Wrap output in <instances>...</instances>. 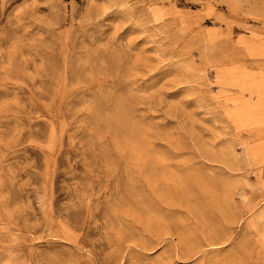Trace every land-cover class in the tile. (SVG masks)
<instances>
[{"label":"rangeland","instance_id":"obj_1","mask_svg":"<svg viewBox=\"0 0 264 264\" xmlns=\"http://www.w3.org/2000/svg\"><path fill=\"white\" fill-rule=\"evenodd\" d=\"M0 264H264V0H0Z\"/></svg>","mask_w":264,"mask_h":264}]
</instances>
